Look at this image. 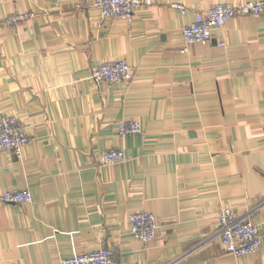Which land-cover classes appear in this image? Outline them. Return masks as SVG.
I'll use <instances>...</instances> for the list:
<instances>
[{"label":"crops","instance_id":"crops-1","mask_svg":"<svg viewBox=\"0 0 264 264\" xmlns=\"http://www.w3.org/2000/svg\"><path fill=\"white\" fill-rule=\"evenodd\" d=\"M245 1L152 0L127 21L90 0H0V114L31 137L0 154V194L33 197L0 201V264L102 247L116 264H264V16H236L207 43L182 34L195 12ZM14 13L32 16L11 27ZM118 59L134 79L98 87L93 70ZM121 121L143 131L121 137ZM111 148L127 160L102 165ZM224 206L261 228L257 253L226 251ZM137 211L158 218L154 240L130 233Z\"/></svg>","mask_w":264,"mask_h":264},{"label":"built area","instance_id":"built-area-1","mask_svg":"<svg viewBox=\"0 0 264 264\" xmlns=\"http://www.w3.org/2000/svg\"><path fill=\"white\" fill-rule=\"evenodd\" d=\"M152 0H90L89 6L97 9L102 17L132 21L136 12ZM174 8L186 14L188 7L173 3ZM264 16V0H248L241 3H218L205 11L195 12V19L185 24L182 34L187 45L207 43L212 38V30L222 28L236 16ZM32 13H14L7 23L15 27L23 23ZM221 46L224 43H220ZM135 76V69L123 59L105 61L93 70L92 79L100 87L106 84H128ZM143 131L135 121H121L118 134L125 137ZM31 142L26 127L17 114H0V154L12 151L21 154L22 149ZM127 155L122 148H111L100 155V162L107 166L122 163ZM33 200L28 190H6L0 194V201L14 204H27ZM219 235L226 251L236 257L252 255L258 252L263 242L261 228L251 221L238 217L230 206H224L219 212ZM130 233L143 242L157 238L161 227L158 218L148 211H137L128 218ZM56 264H116L115 252L109 247L82 254L63 257Z\"/></svg>","mask_w":264,"mask_h":264}]
</instances>
